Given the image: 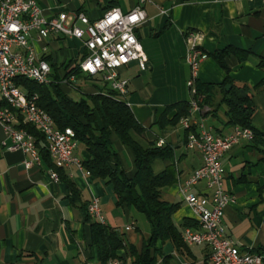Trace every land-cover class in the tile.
Returning a JSON list of instances; mask_svg holds the SVG:
<instances>
[{
  "label": "crops",
  "instance_id": "0c3cea01",
  "mask_svg": "<svg viewBox=\"0 0 264 264\" xmlns=\"http://www.w3.org/2000/svg\"><path fill=\"white\" fill-rule=\"evenodd\" d=\"M38 1L47 17L62 12L84 13L92 22L115 8L123 13L136 8L143 11L146 20L136 35L149 63L145 72L136 65L122 72V76L129 79V93L123 100L146 129L147 141H156L159 147L167 144L172 147L173 159L155 160L152 168L155 174H160L174 165L176 182L162 192V200L179 205L173 221L181 236L187 227L195 228L194 212L187 205V194L181 187L202 166L203 156L188 148L189 136L200 135L204 129L228 136L238 126H225L227 108L224 105L218 108L216 116L207 108L196 110L192 107L189 116L192 129H185L182 120L174 127L162 129L159 121L171 105L186 101L192 106L196 103L191 97L193 90L190 92L187 85L192 70L185 61L186 33L194 31L204 35V42H198V46L209 55L228 47L250 53L244 62L229 56L226 64L234 85L244 88L256 105L253 125L264 131V71L257 67L258 57H264V0ZM32 44L40 57L50 64L52 83L59 85L67 97L73 99L72 94L77 93L81 95L76 100L79 101L100 93L108 94V88L100 79L86 77L81 72L76 71L74 85L64 83L73 67L86 56L81 41L52 37L41 42L33 34ZM225 78L226 73L208 57L200 65L196 82L219 85ZM88 81L93 82L92 86L81 87ZM220 99L219 95L217 104ZM220 110H224L223 116ZM175 115L176 111L168 113L167 120ZM3 139L0 129V141ZM111 142L128 178L135 177L133 150L115 134ZM41 145L45 147L46 143L41 142ZM259 148L252 142L242 141L222 160L225 189L234 199L225 211L224 226L227 237L242 250L254 249L264 254V148ZM74 155L82 163L91 158L79 144ZM41 158L40 164L26 168L25 162L31 160L30 155L0 147V264H104L93 244L92 225L98 221L89 219L86 213L95 198L103 211L104 225L116 231L128 247L134 246L141 252L150 238V225L134 209L117 205L113 186L106 180L87 176L77 166L66 167L63 173L80 191L75 199L61 179L56 182L51 178L54 163L43 155ZM205 190V183H201L190 193ZM130 226L133 228L127 230ZM151 255L156 257V264H198L207 260L209 250L206 246L187 245L184 241L182 247H177L167 240L158 241ZM117 256L118 264H134V258L126 250H119Z\"/></svg>",
  "mask_w": 264,
  "mask_h": 264
},
{
  "label": "built area",
  "instance_id": "2783aa9c",
  "mask_svg": "<svg viewBox=\"0 0 264 264\" xmlns=\"http://www.w3.org/2000/svg\"><path fill=\"white\" fill-rule=\"evenodd\" d=\"M145 20L140 8L129 13L115 8L100 20L92 22L84 13L62 12L55 17H47L38 0H0V129L4 133L0 147L9 152L20 151L30 155L31 160L25 162L26 168L41 163L40 150L32 149L26 143V137L18 135V127H24V121L17 120L15 109H24L28 120L40 125L39 133L44 143H52V151L48 152L54 170L77 166L87 176H92L74 155L78 146L74 130L58 128L45 115V110L39 108L38 95L18 84L21 78L52 83V68L33 46V34L41 42L52 37H64L83 43L86 56L69 72L65 84L74 85L77 71L86 77L100 79L109 90L117 93L119 99H126L129 79L124 78L122 72L133 65L145 72L149 63L143 44L136 35ZM186 34L193 35V43H187L185 56L192 70V78L187 85L195 92L200 65L208 55L199 53L197 49V42H204V35L194 31ZM5 86H12V94H5ZM5 102H12V109H5ZM193 108L199 110L196 103ZM182 125L185 129L193 127L190 118L182 120ZM242 141H253L251 129L236 127L228 136L204 129L200 135L189 136L187 146L202 154L203 164L181 187L187 194L185 201L196 218V227H187L182 239L187 245L208 248L207 260L198 264H264V254L254 249L242 250L227 237L224 226L225 211L234 199L225 189L226 173L222 160L234 145ZM50 175L54 181H60V177H53V170ZM201 183L206 185L205 192L190 193ZM88 213L104 225L103 211L97 198L89 203ZM132 228L130 226L127 230ZM107 264L118 263L109 261Z\"/></svg>",
  "mask_w": 264,
  "mask_h": 264
},
{
  "label": "trees",
  "instance_id": "16d2710c",
  "mask_svg": "<svg viewBox=\"0 0 264 264\" xmlns=\"http://www.w3.org/2000/svg\"><path fill=\"white\" fill-rule=\"evenodd\" d=\"M207 55L213 58L226 73V78L219 85L203 84L197 81L195 92H191L190 89L192 100L198 103L200 109L207 108L208 112L214 116L219 107L226 106L225 126L251 129L252 143L257 148L260 146L264 148V131L259 130L252 123L257 110L256 105L244 88L234 85L230 78V69L226 64V58L229 56H235L240 62H244L250 53L228 47L217 50L211 55L207 53ZM257 67L264 71V57H258ZM18 84L30 93L39 96V107L50 115L58 128L74 130L78 144L91 156L88 162L82 163L84 169L89 171L94 178L106 180L108 185L113 186L117 205H126L144 215L150 225V238L139 252L134 246L128 247L116 231L99 222H94L92 225L93 244L97 247L104 264L116 260L119 250H126L127 254L134 258V264H156L157 259L151 255V251L158 241L171 240L177 247L183 246L181 233L173 221V215L179 205L169 204L162 200V192L176 182L175 167L171 165L160 174H155L152 168L155 160L173 159L172 147L169 144L159 147L156 141H147L146 129L138 122L126 100L119 99L117 93L109 89L107 95L100 93L76 101L67 97L55 83L38 85L34 81L21 78ZM228 85L231 86L230 91L226 89ZM241 91H245L246 95L243 96ZM219 95L221 99L217 104L216 98ZM191 109L190 101L167 107L159 121V126L162 129L176 126L182 119L190 116ZM172 111H176V115L172 120H167V114ZM19 120L24 121L22 118ZM21 128L35 136L41 156L52 161L46 146L41 145L44 138L40 133L25 122L24 127ZM113 134L133 150L136 166V174L133 178H128L121 167L118 153L111 142ZM56 171L66 184L71 196L78 198L80 191L76 184L68 179L63 169ZM86 213L91 219L88 208H86Z\"/></svg>",
  "mask_w": 264,
  "mask_h": 264
},
{
  "label": "bare ground",
  "instance_id": "6f19581e",
  "mask_svg": "<svg viewBox=\"0 0 264 264\" xmlns=\"http://www.w3.org/2000/svg\"><path fill=\"white\" fill-rule=\"evenodd\" d=\"M186 43H193V35L191 34L186 35ZM197 49L199 53H203V51L198 46V42H197ZM30 80L36 82L38 85H50V83L40 82L38 81V79H30ZM5 94H12V86H5ZM38 102H39V96H38ZM5 109H12V102H5ZM45 115L50 120H52V122H54V120L50 117L49 114L45 112ZM15 116L18 121H20L19 119L22 118L25 123L33 126L38 132H40V125L35 124L33 120H28V113H26V110L15 109ZM18 135H22L23 137H26V143H28L32 149H38L37 139L33 134H30L25 129L18 127ZM46 148L48 151H52V143H46ZM53 177H59V174L57 173L56 170L53 171Z\"/></svg>",
  "mask_w": 264,
  "mask_h": 264
},
{
  "label": "rangeland",
  "instance_id": "374dc122",
  "mask_svg": "<svg viewBox=\"0 0 264 264\" xmlns=\"http://www.w3.org/2000/svg\"><path fill=\"white\" fill-rule=\"evenodd\" d=\"M95 82V81H94ZM92 84H93V82L92 81H88V82H86V83H83V85H81V87H90V86H92ZM189 88V87H188ZM189 89H192V88H189ZM73 99H75V100H78L80 97H81V95L79 96L77 93H73L72 94V96H71ZM196 104L198 105V103L196 102ZM193 107V106H192ZM198 107H199V105H198ZM199 109H200V107H199ZM204 109V108H203ZM206 109V108H205ZM223 113H224V110H220V116H223ZM188 118H190V117H188ZM187 119V118H186ZM182 120H184V119H182ZM140 217H142V219H143V221H145V217L143 216V215H141V214H139V213H137ZM146 222V221H145ZM113 261H116V260H113Z\"/></svg>",
  "mask_w": 264,
  "mask_h": 264
},
{
  "label": "water",
  "instance_id": "95a60500",
  "mask_svg": "<svg viewBox=\"0 0 264 264\" xmlns=\"http://www.w3.org/2000/svg\"><path fill=\"white\" fill-rule=\"evenodd\" d=\"M226 89H227V91H230V89H231V86L230 85H228L227 87H226ZM241 93H242V95L243 96H245L246 94H245V91H241Z\"/></svg>",
  "mask_w": 264,
  "mask_h": 264
}]
</instances>
